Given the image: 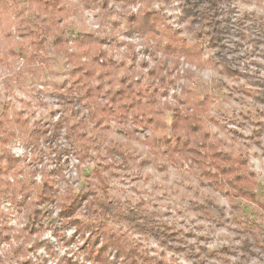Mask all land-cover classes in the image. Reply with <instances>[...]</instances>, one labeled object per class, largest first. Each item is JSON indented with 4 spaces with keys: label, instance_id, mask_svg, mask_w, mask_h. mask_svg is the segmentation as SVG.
Returning a JSON list of instances; mask_svg holds the SVG:
<instances>
[{
    "label": "rangeland",
    "instance_id": "obj_1",
    "mask_svg": "<svg viewBox=\"0 0 264 264\" xmlns=\"http://www.w3.org/2000/svg\"><path fill=\"white\" fill-rule=\"evenodd\" d=\"M3 1L0 264H264V0L225 1L233 75L182 51L180 0Z\"/></svg>",
    "mask_w": 264,
    "mask_h": 264
},
{
    "label": "trees",
    "instance_id": "obj_2",
    "mask_svg": "<svg viewBox=\"0 0 264 264\" xmlns=\"http://www.w3.org/2000/svg\"><path fill=\"white\" fill-rule=\"evenodd\" d=\"M225 1L227 0H180L181 9L183 10V27L186 30L188 37L187 39L184 38L181 40L177 34L176 39L179 42H182V51L189 58L192 57L197 60H202L203 55L206 52L205 49L216 51L218 54L217 57H220V64L224 65L227 73L233 75V73H236L235 70H233V68L226 62L227 57L224 42L226 35L230 33V11L228 8H224ZM3 3H5V0ZM4 5H6V3ZM154 16V11L147 9L145 6H139L138 12L133 15L135 29L143 34L152 31L155 26ZM74 38L83 44H92L94 42L93 35L86 32H77L75 33ZM212 58H214V56ZM239 73L240 71L238 74ZM193 120L194 123L192 120L187 119V122H189L188 126L194 130L198 127L201 128L199 118L194 117ZM192 147L193 146H189L187 148ZM206 148L210 151L209 156L212 158L214 166L218 167V165H220L219 161L233 162L232 165L223 168L222 171L219 172L226 183L234 186L236 181L242 180V178H240L241 175H237V178L231 177V170L226 169L233 167L235 164L234 161H236L235 158L229 153L217 148L214 143L208 142ZM249 177L251 178L252 176L249 175ZM239 190L244 192L250 191L247 188H239ZM251 196H255V193L251 192ZM86 205L91 212L94 211L97 212V214H93V218L85 223H78V229L83 230V232H90L91 234L94 233L101 236L105 245L120 243L117 235L111 231L106 221L103 219L104 215L98 211L93 202L88 199Z\"/></svg>",
    "mask_w": 264,
    "mask_h": 264
}]
</instances>
